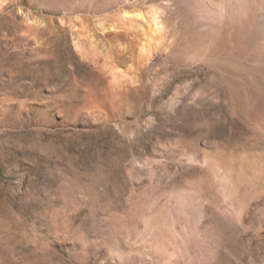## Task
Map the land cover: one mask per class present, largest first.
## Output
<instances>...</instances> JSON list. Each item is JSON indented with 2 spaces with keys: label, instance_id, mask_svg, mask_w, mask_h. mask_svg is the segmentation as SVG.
<instances>
[{
  "label": "rangeland",
  "instance_id": "obj_1",
  "mask_svg": "<svg viewBox=\"0 0 264 264\" xmlns=\"http://www.w3.org/2000/svg\"><path fill=\"white\" fill-rule=\"evenodd\" d=\"M192 3L0 0V264H264V64Z\"/></svg>",
  "mask_w": 264,
  "mask_h": 264
},
{
  "label": "bare ground",
  "instance_id": "obj_2",
  "mask_svg": "<svg viewBox=\"0 0 264 264\" xmlns=\"http://www.w3.org/2000/svg\"><path fill=\"white\" fill-rule=\"evenodd\" d=\"M191 1L194 3V5H200V7L203 8V9H201L200 12H198L199 14L197 13L199 15V17L202 18L201 19L202 22L204 21V24H206L205 23L206 20H207L206 21L207 24H208V21H209V24L211 22L210 26H209V24L207 26L209 28V30H208V33L209 34L205 32L206 34H208L207 38H205V39H207L208 46H209V48H207V47L204 46L205 49L207 48V49H209L210 52H212V48L214 50L215 49L217 50L216 46L218 47L219 44L220 45L222 44L223 45L222 47H224V49H225L226 46H231L232 45V44L230 45V44H227V43L233 42L236 45H240L241 48H242V46H244L247 49V51L246 50L245 51L248 54V55H246V57L247 56L250 57L253 62H256L255 63L256 65H258L259 63L264 64V0H191ZM193 3L190 4V5L192 6V8H196L197 6L193 7ZM201 4L206 5V7H208L207 5H210L212 7V5H213L214 8L216 7V9L215 10L214 9L213 10H210V9L206 8L205 6H203ZM187 5H189V4H187ZM187 9H188V11L193 10V9H190V8H187ZM197 9H198V7H197ZM185 13L186 12L183 13L184 14V17L186 16ZM190 13H191V11H190ZM190 13H187V14H190ZM192 13H193V11H192ZM192 13L190 14V16L187 15L189 18L188 17H185V18L190 19ZM183 14H180V15H183ZM156 15H158V14L157 13H154L152 16L147 17L143 12H140V11H134L132 13H130L128 11H123L122 12V15L118 17L117 22L114 25L112 24L111 26H109L108 29L109 28L112 29V30L118 29L117 27L119 25H121V26L123 25V27L126 26V25H128L129 27L130 26H133V25H136V27H137L138 31H140L141 35H143L145 37H148L149 35H151L152 33L154 34V32L158 30L157 29L158 28V24H160V23H158V21H159L158 20V16H156ZM199 17L197 16L196 18H199ZM181 18H182V16H181ZM132 19H136V20L139 19L140 21H142V23L139 22L138 24H136L137 22L136 23L135 22H132ZM188 19H186V20H188ZM186 20H184V23H186V25L188 24L187 22H189V24L192 23V25H193V22H194L193 20H192V22L190 20H188V21H186ZM36 22H38L39 24H41V22H39V21H36ZM196 22L197 21H195L194 24ZM199 22H201V21H199ZM133 23H135V24H133ZM184 23H181V25L184 24ZM198 24H200V23H196L195 25L197 26ZM204 24L201 23V26L204 25ZM196 26L193 25V27H196ZM198 27L199 28H197V27L195 29L193 28L194 31H192V32H196V31L201 30L200 29L201 27L200 26H198ZM158 33H160V32H158ZM200 33H202V32H200ZM119 38L121 40H124L123 36H121V35L119 36ZM200 38H203L204 39V35L202 37H200ZM224 45H226V46H224ZM236 45H235V47H236ZM143 46H144V44H143ZM143 46L140 47V48H143ZM240 46L238 48H240ZM220 48H219V50H220ZM226 48H228V47H226ZM176 50H177V48H176ZM136 51H137V49H136ZM179 52H181V51H179ZM246 52H244V53H246ZM244 53H243V55L245 57V54ZM206 54H207V52H206ZM230 54H231V52H230ZM240 55H242V54H240ZM176 56H177V54H176ZM145 57H146V55H145ZM209 57L211 58V56H209ZM246 57L243 60L247 59ZM140 58H142V57L140 56ZM240 58H242V56ZM238 59H239V57H238ZM175 61H178V59L175 60ZM240 64H241V62H240ZM121 89L124 90L125 87L121 86ZM86 99L89 102H92L93 100H95L92 92H88L87 93ZM262 102H264V101H261V103ZM258 103L256 102V104H258ZM262 104H264V103H262ZM262 109H264V107H262ZM259 113H260V111H259ZM254 115H256V114H254ZM259 118L261 119L262 116H260ZM257 120H258V118H257ZM227 172H228V170H227ZM256 172H257L256 175H258V171H256ZM227 174H230V173H227Z\"/></svg>",
  "mask_w": 264,
  "mask_h": 264
},
{
  "label": "water",
  "instance_id": "obj_3",
  "mask_svg": "<svg viewBox=\"0 0 264 264\" xmlns=\"http://www.w3.org/2000/svg\"><path fill=\"white\" fill-rule=\"evenodd\" d=\"M65 25L69 26V21L65 20ZM116 30V29H115ZM103 36L105 37V39L109 42V43H118V44H123V40H121L118 37L117 32L109 30V32L104 33Z\"/></svg>",
  "mask_w": 264,
  "mask_h": 264
}]
</instances>
